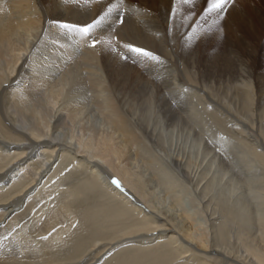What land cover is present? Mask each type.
<instances>
[{
	"label": "bare ground",
	"instance_id": "obj_1",
	"mask_svg": "<svg viewBox=\"0 0 264 264\" xmlns=\"http://www.w3.org/2000/svg\"><path fill=\"white\" fill-rule=\"evenodd\" d=\"M138 1L92 47L57 22L116 0H0V264H264V71L233 20L263 16L236 4L205 55L195 16Z\"/></svg>",
	"mask_w": 264,
	"mask_h": 264
},
{
	"label": "rangeland",
	"instance_id": "obj_2",
	"mask_svg": "<svg viewBox=\"0 0 264 264\" xmlns=\"http://www.w3.org/2000/svg\"><path fill=\"white\" fill-rule=\"evenodd\" d=\"M131 1L135 3L136 2L141 3L138 0H131ZM175 1H176V6H174V8L176 9L175 11L176 16L174 17L175 20H179L183 25H185V23L189 19L195 16L197 21L194 28L196 31L195 35L197 34L205 35V38L202 40V47H204L203 53H205V55H209L213 51L227 55L226 46L224 44L225 41L222 40V37L224 39L225 38L230 40L233 39L231 31L228 30L229 27L227 26V23L230 22V19L234 18L232 13H234L235 11L234 6L236 4L243 7V9H245L248 13H250L251 10L254 8L253 5H256L259 8L261 16H263L264 19L263 0L261 1L233 0V3H230L227 9L223 12H220L219 14L216 11L214 12L204 11V9L207 8V0H192V2L190 3H183V0H175ZM159 3H160L159 0H154L153 6L156 7L159 5ZM178 15L180 17H178ZM250 16L251 19H253L254 21L253 28L250 30L248 29V26L246 25V23H244V21L240 22V20H237V18L233 20H235L236 23H238L237 25L239 26L238 34L244 37V39H246L250 43H253L257 48V50L259 51V55L256 58L255 66L259 70L264 71V20L262 22L256 13H250ZM109 34H111V36L109 37L110 39L109 43L115 45L116 41L118 40L116 38H112L114 36L116 37L115 31L112 30ZM172 40L173 38L169 39V42L171 43ZM235 43L237 45L236 48L241 51L243 49V45L240 44L239 40H236Z\"/></svg>",
	"mask_w": 264,
	"mask_h": 264
},
{
	"label": "snow or ice",
	"instance_id": "obj_3",
	"mask_svg": "<svg viewBox=\"0 0 264 264\" xmlns=\"http://www.w3.org/2000/svg\"><path fill=\"white\" fill-rule=\"evenodd\" d=\"M190 2H192V0H183V3H190ZM230 3H233V0H207V8L204 9V11L205 12L216 11L219 14L220 12L225 11ZM122 7H124V0H116V2L114 3L110 2L109 5L107 6V10L97 14V16L94 17L90 22H85L82 25L60 23V22L57 23L61 28L77 31L80 32L82 35L87 36L89 39H91V46L96 47L98 44L102 42H110L109 37L111 36V34H108V36H97L94 35L93 30L99 28L100 25H102L107 19L110 18L111 13L115 12L118 9H121ZM175 11L176 9L173 8L172 9L173 14L175 13ZM116 19L119 21L121 25L125 22V16L123 13L118 14ZM113 23H115V21ZM112 38H116V37H112ZM124 47L129 52L135 53L137 56H142L151 60L160 59L159 56L155 55L152 51L142 47L135 46L134 44L128 43L125 44ZM112 182L116 184L117 187H120L119 181L114 179Z\"/></svg>",
	"mask_w": 264,
	"mask_h": 264
}]
</instances>
